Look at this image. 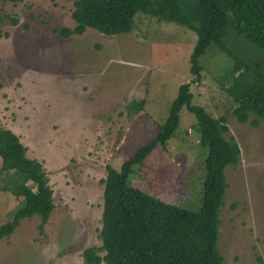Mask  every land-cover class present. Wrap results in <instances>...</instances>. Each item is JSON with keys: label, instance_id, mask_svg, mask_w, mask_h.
Wrapping results in <instances>:
<instances>
[{"label": "rangeland", "instance_id": "rangeland-1", "mask_svg": "<svg viewBox=\"0 0 264 264\" xmlns=\"http://www.w3.org/2000/svg\"><path fill=\"white\" fill-rule=\"evenodd\" d=\"M70 10L67 0H0V126L19 137L27 157L41 162L54 204L42 234L32 215L0 239V264H85L82 249L100 243L105 165L118 169L154 137L182 83H189L190 104L212 117L226 114L224 136L239 148L238 162L224 169L215 247L228 264L256 256L264 264V122L252 127L225 113L216 85L233 61L264 76V51L226 26L223 48L209 46L200 56L201 81L194 84L188 57L196 36L188 27L137 12L128 33L86 28L61 38L51 29L71 27ZM139 100L140 110L128 112L126 105ZM178 117L165 148L153 149L127 181L194 210L206 148L194 116L183 107ZM19 203L0 191V223Z\"/></svg>", "mask_w": 264, "mask_h": 264}, {"label": "trees", "instance_id": "trees-1", "mask_svg": "<svg viewBox=\"0 0 264 264\" xmlns=\"http://www.w3.org/2000/svg\"><path fill=\"white\" fill-rule=\"evenodd\" d=\"M67 1L71 2L69 16L73 25L51 29L61 38L81 35L86 28L104 35L128 33L137 12L193 30L196 39L188 63L190 82L194 84L201 81L200 56L209 46L223 48L221 35L226 26L264 51V0ZM216 81L225 113L252 127L259 120L264 122V76L244 63L233 61ZM190 99L189 83L178 85L154 137L138 146L118 169L105 165L104 177L100 179L102 203L97 233L100 243L82 249L85 264H228L215 243L218 212L226 187L224 169L238 162L239 148L232 137L224 136L228 131L226 114L212 117L201 106L190 104ZM141 105L142 100L130 101L126 109L135 114ZM183 107L194 116L198 142L206 148L200 205L194 210L161 201L127 181L134 166L153 149L165 148L177 128L178 113ZM25 152L19 137L0 126V191L8 192L20 202L11 219L0 223V239L8 237L21 219L32 215H38L37 230L42 234L54 207L41 162L27 157ZM230 264H261V259L256 256L253 262Z\"/></svg>", "mask_w": 264, "mask_h": 264}]
</instances>
